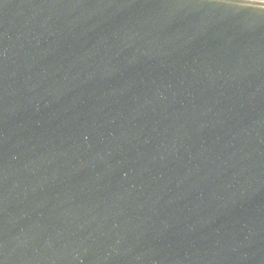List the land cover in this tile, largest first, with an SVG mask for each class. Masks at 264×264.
<instances>
[{"label":"water","instance_id":"water-1","mask_svg":"<svg viewBox=\"0 0 264 264\" xmlns=\"http://www.w3.org/2000/svg\"><path fill=\"white\" fill-rule=\"evenodd\" d=\"M0 264H264V0H0Z\"/></svg>","mask_w":264,"mask_h":264}]
</instances>
